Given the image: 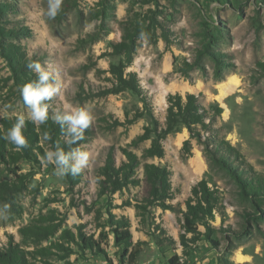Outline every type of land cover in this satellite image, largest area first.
Listing matches in <instances>:
<instances>
[{
	"label": "rangeland",
	"instance_id": "1",
	"mask_svg": "<svg viewBox=\"0 0 264 264\" xmlns=\"http://www.w3.org/2000/svg\"><path fill=\"white\" fill-rule=\"evenodd\" d=\"M0 4L10 7L0 14V27L23 26L32 32L30 37L0 41L21 45L28 56L40 59V64L49 68L61 85L60 94L47 102L49 111L64 110L69 104L89 110L93 116L91 134L77 149L88 154V163L75 186L56 174L55 165L44 166L41 158L35 165L18 163L21 170L18 174L27 176L26 188L17 194L22 215L14 219L0 215V246L6 244L8 235L20 242L18 229L32 219L54 217L59 229L39 247H51L58 242L65 250L50 248L47 256H37L33 264H128L131 249L114 244L109 223L111 213L117 219L124 216L129 220L132 243L140 247L134 264H168L173 256L182 257L178 239L181 211L185 210L184 203L191 188L204 180L219 199L210 225L214 230H222L214 234L220 241V248L217 252L202 240L187 257L188 264H218L221 254L234 264L238 256L244 257L239 264H264V205L256 208L244 200L240 196L239 182L232 174L236 170L211 164L204 145L190 138L183 126L162 142V159L142 161L171 171L173 199L168 203L173 211L151 208L145 215V222L140 223L133 206L146 197L141 168L136 174L140 181L138 186L130 185L108 197L99 196L98 169L104 165L108 153L113 155L117 166L124 162L121 148H128L143 133L148 120L143 117L127 128H111L115 120L124 122L126 115L131 117L141 110L140 99L128 91L88 97L111 85L107 81L111 79L108 73L96 76L95 71H107L110 64H117L121 59L112 55V45L121 41L123 23L130 17L140 21L153 17L158 27L171 33V44L166 46L160 30L156 31L154 43L140 39L127 72L136 73L141 88L151 98L160 124L165 122L169 94L200 95L199 102L210 115L215 114L216 108L221 109L214 117L211 137L227 142L243 157V162L256 173L264 174V74L258 68L259 63H264V0H63L55 19L43 14L48 0H0ZM208 44L225 61L222 78L215 77L214 64L204 57L202 64L206 74L194 68L189 78L184 79L178 69L184 62L193 63L196 51ZM90 61L95 67L84 69ZM231 78L237 80V86L223 100H218L219 87ZM22 113L30 120L0 55V118H14ZM195 131L200 133L202 140L207 138L199 128ZM185 141H189V154L183 150ZM38 145L45 153L49 151L43 141ZM149 145L150 142H144L129 150L141 158ZM209 146L212 148L211 142ZM6 178L5 174L0 176V179ZM126 202L131 206H124ZM78 228L94 240L105 233L108 237L104 246L106 255L83 251L74 243L60 239L63 230L76 234ZM161 228L165 229V235ZM198 230L204 232L200 225ZM167 236L176 244L158 246L157 239Z\"/></svg>",
	"mask_w": 264,
	"mask_h": 264
},
{
	"label": "trees",
	"instance_id": "2",
	"mask_svg": "<svg viewBox=\"0 0 264 264\" xmlns=\"http://www.w3.org/2000/svg\"><path fill=\"white\" fill-rule=\"evenodd\" d=\"M8 8L10 7L0 4V14L7 12ZM157 30H160V37L168 47L171 44V33L162 26L158 27L153 17L141 21L130 17L123 23L121 41L112 45V55L119 56L121 59L117 64H110L107 71L99 69L95 71L96 76L108 73L111 79H107V81L111 85L91 93L88 95L89 98L118 95L128 91L137 96L142 103L141 110L136 111L131 117L126 115L124 122L115 120L111 124V128L119 126L127 128L143 117L148 120V125L144 127L143 133L137 136L128 145V148H121V153L125 158L124 162L117 166L113 155L108 153L104 165L98 169V195L108 197L130 185L138 186L140 181L136 178V174L137 170L141 168L147 189L146 197L133 206L140 223L145 222V215L148 214V210L151 208L173 211V206L168 203L173 199L170 181L171 171L166 167L143 163L142 161L151 158L162 159L164 157L162 142L169 134L183 126L189 132L190 138H196L198 143L204 145V152L211 164L226 169L232 167L236 170L232 171V174L236 176L239 182L240 196L244 200H248L252 206L260 208L261 205H264V174L256 173L251 166L243 162V157L227 142L218 141L215 137H211L214 117L220 114L221 109L216 108L215 114L210 115L200 104V95L186 94L183 97L179 94H169L166 97L165 122L164 125H161L154 114L151 98L141 88L136 73L127 72L134 61L139 40L146 38L149 43H154L157 39ZM31 35L32 32L27 27H0V40L18 39L19 37H30ZM0 55L6 62L10 78L18 90L25 83L36 79V73L29 70L26 64L33 61L40 63V59L28 56L21 45L11 41H0ZM204 57L211 60L214 64L215 77L221 79L225 61L220 53L210 49L209 44L196 51L193 63L184 62L177 72L184 79L189 78V72L194 68L205 75L206 69L202 64ZM94 67L95 63L90 61L84 69ZM258 68L264 74V63H259ZM81 91L84 94L86 93L83 87H81ZM53 115L54 113L49 111L48 121L39 125L33 124L31 120H26L22 133L28 142V146L20 151L14 150L15 146L5 139L7 132L16 123V117L0 118V176L4 174L7 176L6 179H0V212L5 213L7 209L4 206L7 205L8 212L5 216L8 219L20 218L22 215V209L17 203V194L26 188L27 176L18 174L21 171L18 163L24 161L32 165L39 164V158L44 157L46 154L43 148L38 145L41 141L48 146L49 150H55L58 145L65 152H69L77 150L91 134L89 127L84 133L83 140L68 145L60 126L53 121ZM196 128H199L207 138L202 140L200 133L195 131ZM45 134H48L51 139L45 141ZM144 142H150V145L143 151L141 158H138L129 148H136ZM210 142L212 148L209 146ZM188 147L189 141H185L183 150L187 154H189ZM228 162H235L236 164L232 166ZM64 177L70 186H75L80 180L81 173L71 175L69 171ZM218 200L215 190H212L204 180L199 181L191 188L190 196L184 203L185 210L181 211L179 221L180 233L178 239L182 248V257L175 255L168 260V264H188L187 257L195 249L196 244L202 240L219 252L220 241L214 234L222 230H214L210 225V222L214 219V211ZM130 204L126 202L124 206L130 207ZM55 220L54 217L32 219L18 229L20 242H16L12 235H8L6 244L0 246V264H33V260L37 256H47L50 248L59 251L65 250L64 245L58 242L51 244V247H39L41 242L48 240L58 231L59 224L54 223ZM109 223L112 228L111 233L113 234L114 244L125 249H131L127 263L134 264L140 253V247L137 244L134 246L132 243L129 220L124 216L117 219L109 213ZM199 225L204 228L203 233L198 230ZM160 230L164 235L166 234L165 229L161 228ZM60 239L68 243H74L83 251L88 250L94 254L106 255L104 246L107 245L108 237L105 233H101L99 239L94 240L92 237H87L80 228H78L76 234L66 229L61 232ZM156 243L158 246H164L165 244L173 246L176 241L167 236L163 239L158 238ZM28 248H33V250ZM218 264L234 263L221 254Z\"/></svg>",
	"mask_w": 264,
	"mask_h": 264
},
{
	"label": "clouds",
	"instance_id": "3",
	"mask_svg": "<svg viewBox=\"0 0 264 264\" xmlns=\"http://www.w3.org/2000/svg\"><path fill=\"white\" fill-rule=\"evenodd\" d=\"M63 0H48V6L43 14L49 19H55L61 11ZM29 70L36 73V79L25 83L20 87V95L27 109V119L33 124H44L49 119V104L61 91V85L56 82L53 72L42 66L39 62L33 61L26 64ZM53 121L60 126L68 145L76 144L84 139L85 131L90 127L93 116L89 110L80 107H72L69 104L64 106V110L57 109L52 116ZM26 116L22 113L17 115L16 123L7 132L5 137L15 146L16 151H20L28 146V142L22 133L25 127ZM48 134L44 135V140H50ZM41 163L47 166L48 163L55 165L56 174L65 176L69 171L71 175H77L87 166L88 154L79 150L65 152L57 145L55 150H49ZM7 211L0 215H6L8 206H4ZM244 257H241L243 259ZM251 260V257H247ZM237 264L239 262L237 261Z\"/></svg>",
	"mask_w": 264,
	"mask_h": 264
},
{
	"label": "bare ground",
	"instance_id": "4",
	"mask_svg": "<svg viewBox=\"0 0 264 264\" xmlns=\"http://www.w3.org/2000/svg\"><path fill=\"white\" fill-rule=\"evenodd\" d=\"M237 84H238L237 80L234 79V78H231L226 85L220 86L219 87V97H218V100H223L225 98L226 94L229 91L233 90L237 86ZM243 260H244V258L241 259L240 256L237 257V261L239 263H241Z\"/></svg>",
	"mask_w": 264,
	"mask_h": 264
}]
</instances>
